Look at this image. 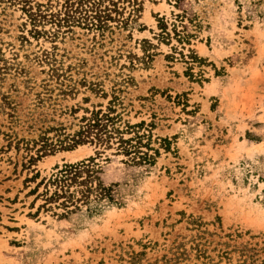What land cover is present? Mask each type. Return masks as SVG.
Wrapping results in <instances>:
<instances>
[{"label":"rangeland","instance_id":"obj_1","mask_svg":"<svg viewBox=\"0 0 264 264\" xmlns=\"http://www.w3.org/2000/svg\"><path fill=\"white\" fill-rule=\"evenodd\" d=\"M0 264H264V0H0Z\"/></svg>","mask_w":264,"mask_h":264},{"label":"trees","instance_id":"obj_2","mask_svg":"<svg viewBox=\"0 0 264 264\" xmlns=\"http://www.w3.org/2000/svg\"><path fill=\"white\" fill-rule=\"evenodd\" d=\"M92 18L97 21L94 16ZM95 25L97 24L95 23ZM102 116L104 118L98 117L96 113L91 117V121L93 122L88 123L87 129L85 130L86 134H84V137L89 138L92 136L97 143L101 144L107 143L111 138V135L107 134L109 131L105 127L107 124L106 122L103 124L102 120L106 119L107 122H110L113 119L108 114H102ZM134 138L138 139L134 140ZM132 140L135 142L132 143ZM118 141L125 154L129 155L133 153L129 157L131 162L140 163L148 159V154L140 149L143 146L140 136L135 135L133 139H123L120 136ZM96 167L97 164L93 162V158L73 163H64L56 172L47 178V183L53 186V191L46 197L45 201L57 202L59 199H62L58 203L59 205L63 207L73 205L75 208L79 202L89 204L90 206L104 202L106 198L109 199L110 188L109 186H105L101 181L99 171ZM45 193L47 195L48 190Z\"/></svg>","mask_w":264,"mask_h":264}]
</instances>
